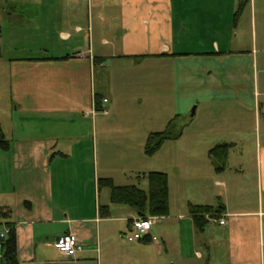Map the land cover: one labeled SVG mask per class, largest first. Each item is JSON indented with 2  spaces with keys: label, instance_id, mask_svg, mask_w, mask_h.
<instances>
[{
  "label": "crops",
  "instance_id": "0c3cea01",
  "mask_svg": "<svg viewBox=\"0 0 264 264\" xmlns=\"http://www.w3.org/2000/svg\"><path fill=\"white\" fill-rule=\"evenodd\" d=\"M62 1V52L6 60L0 208L11 214L0 234L14 225L17 264H264V9L256 0ZM176 115L181 136L146 156V136ZM222 143L231 147L216 172L207 153ZM151 171L168 177V213L150 217L156 242H128L139 215L110 203L97 180L147 186ZM190 204L223 207L198 231ZM67 233L80 250L63 256L52 243Z\"/></svg>",
  "mask_w": 264,
  "mask_h": 264
},
{
  "label": "trees",
  "instance_id": "16d2710c",
  "mask_svg": "<svg viewBox=\"0 0 264 264\" xmlns=\"http://www.w3.org/2000/svg\"><path fill=\"white\" fill-rule=\"evenodd\" d=\"M247 0H241L242 5ZM57 59V58H43ZM63 59V58H59ZM183 123L179 116L171 118L161 131L150 132L144 141L143 153L146 156L154 155L166 141L178 139L182 134ZM7 140L0 127V148H7ZM231 144L222 143L208 150L214 170L221 172L226 167V159ZM146 190L135 185L116 186L109 178H98L97 189H107L109 201L112 204L126 206L135 211L139 217H157L168 213V177L164 172L151 171L145 174ZM222 205H189V212L194 218L196 229L202 231L207 220L215 218L216 213L222 210ZM101 217L109 216L108 206L100 205L98 208ZM11 211L0 208V220L8 221ZM7 232L0 237V264H17L16 233L12 223L7 222Z\"/></svg>",
  "mask_w": 264,
  "mask_h": 264
},
{
  "label": "rangeland",
  "instance_id": "374dc122",
  "mask_svg": "<svg viewBox=\"0 0 264 264\" xmlns=\"http://www.w3.org/2000/svg\"><path fill=\"white\" fill-rule=\"evenodd\" d=\"M256 3L258 8L264 9V0H256ZM41 5L46 7L41 18L32 17V21L26 19L29 12L34 16ZM10 8H13L15 12ZM66 10H69V7L62 0H0V37L2 40L0 42V121L5 124L6 137H10L7 134L10 124L7 120V116H9L7 110L10 108L8 79L10 68L6 60L61 53L63 48L58 40V32L64 29L65 23L62 18L67 16ZM20 11L23 14H19ZM9 12L11 16L8 15ZM69 131H74L70 133L71 136L77 135L80 133V127L77 124L69 125ZM168 174L171 183L174 185L175 177L172 176L170 170H168ZM131 181L133 180L131 179ZM131 183L143 190L147 188L146 185L142 186L134 181Z\"/></svg>",
  "mask_w": 264,
  "mask_h": 264
},
{
  "label": "built area",
  "instance_id": "2783aa9c",
  "mask_svg": "<svg viewBox=\"0 0 264 264\" xmlns=\"http://www.w3.org/2000/svg\"><path fill=\"white\" fill-rule=\"evenodd\" d=\"M88 6L100 2L101 0H80ZM103 102H106V99H102ZM106 114L105 110H102ZM214 222L222 225L224 221L222 219H214ZM152 220L150 217L141 218L137 217L131 220L130 229L126 233V240L128 242L141 241L144 238L148 237L151 242H156L157 237L151 234ZM7 232V230L5 231ZM5 233L0 234V237H3ZM52 246L56 251H58L63 256H69L75 251L80 250V245L71 233L64 234L57 238Z\"/></svg>",
  "mask_w": 264,
  "mask_h": 264
},
{
  "label": "water",
  "instance_id": "95a60500",
  "mask_svg": "<svg viewBox=\"0 0 264 264\" xmlns=\"http://www.w3.org/2000/svg\"><path fill=\"white\" fill-rule=\"evenodd\" d=\"M193 109L191 110L190 114L192 115Z\"/></svg>",
  "mask_w": 264,
  "mask_h": 264
}]
</instances>
